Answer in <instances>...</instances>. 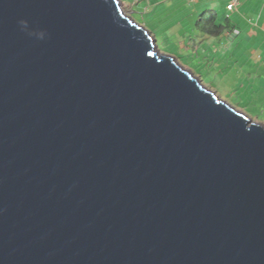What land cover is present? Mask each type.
<instances>
[{
  "label": "water",
  "instance_id": "water-1",
  "mask_svg": "<svg viewBox=\"0 0 264 264\" xmlns=\"http://www.w3.org/2000/svg\"><path fill=\"white\" fill-rule=\"evenodd\" d=\"M157 46L120 0H0V264H264V125Z\"/></svg>",
  "mask_w": 264,
  "mask_h": 264
},
{
  "label": "crops",
  "instance_id": "crops-1",
  "mask_svg": "<svg viewBox=\"0 0 264 264\" xmlns=\"http://www.w3.org/2000/svg\"><path fill=\"white\" fill-rule=\"evenodd\" d=\"M227 4L228 0H134L128 5L143 7L151 20L155 17L163 36L174 39L198 67L226 83L235 107L264 125V0H240L233 11ZM209 11L224 28L219 34L199 25Z\"/></svg>",
  "mask_w": 264,
  "mask_h": 264
},
{
  "label": "rangeland",
  "instance_id": "rangeland-1",
  "mask_svg": "<svg viewBox=\"0 0 264 264\" xmlns=\"http://www.w3.org/2000/svg\"><path fill=\"white\" fill-rule=\"evenodd\" d=\"M134 2V0H120V3L124 9L126 15L130 16L135 22L144 26L150 31V33L157 40V47L161 53L172 55L175 57L177 62L186 69H190L194 75L198 76L201 82L208 88L215 91L222 99L229 102L231 105H236L235 98L230 93V87L226 83H222L220 80L214 77V75L208 74L202 67L194 62L192 57H189L187 51L181 48L174 39L163 36L159 24L156 22L154 14H152V20L150 14H146L143 7L128 5Z\"/></svg>",
  "mask_w": 264,
  "mask_h": 264
},
{
  "label": "trees",
  "instance_id": "trees-1",
  "mask_svg": "<svg viewBox=\"0 0 264 264\" xmlns=\"http://www.w3.org/2000/svg\"><path fill=\"white\" fill-rule=\"evenodd\" d=\"M206 18H203L199 25L202 26V28L205 30V32H210V29L213 28L211 31L213 34H219L221 33L224 28L222 26L216 25V16L212 11L207 12Z\"/></svg>",
  "mask_w": 264,
  "mask_h": 264
},
{
  "label": "built area",
  "instance_id": "built-area-1",
  "mask_svg": "<svg viewBox=\"0 0 264 264\" xmlns=\"http://www.w3.org/2000/svg\"><path fill=\"white\" fill-rule=\"evenodd\" d=\"M239 4H240V0H228L227 10L233 11L239 6Z\"/></svg>",
  "mask_w": 264,
  "mask_h": 264
},
{
  "label": "clouds",
  "instance_id": "clouds-1",
  "mask_svg": "<svg viewBox=\"0 0 264 264\" xmlns=\"http://www.w3.org/2000/svg\"><path fill=\"white\" fill-rule=\"evenodd\" d=\"M21 24H22V26H26V23H25V22H23V21H21Z\"/></svg>",
  "mask_w": 264,
  "mask_h": 264
}]
</instances>
